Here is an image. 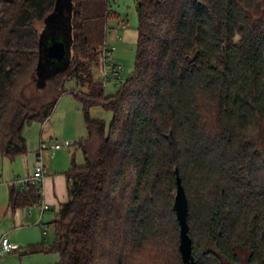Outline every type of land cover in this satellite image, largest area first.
<instances>
[{
  "label": "trees",
  "instance_id": "trees-1",
  "mask_svg": "<svg viewBox=\"0 0 264 264\" xmlns=\"http://www.w3.org/2000/svg\"><path fill=\"white\" fill-rule=\"evenodd\" d=\"M1 3L0 156L25 153L24 127L45 121L67 91L87 129L75 142L84 162L67 170L68 198L47 222L52 242L29 252L135 264L153 244L169 264H264V0H137L135 68L109 95L80 59L84 0H73L71 61L49 75L39 72L40 35L57 0ZM70 78L86 89L68 90ZM96 105L113 113L109 124L91 115ZM178 175L190 263L179 249ZM41 196L35 183L11 186L9 205Z\"/></svg>",
  "mask_w": 264,
  "mask_h": 264
},
{
  "label": "rangeland",
  "instance_id": "rangeland-1",
  "mask_svg": "<svg viewBox=\"0 0 264 264\" xmlns=\"http://www.w3.org/2000/svg\"><path fill=\"white\" fill-rule=\"evenodd\" d=\"M136 1L137 0H84L82 15L84 17V32L88 37L89 50L88 54L85 53L81 55L80 59L89 64L94 79L103 83L106 95L116 92L120 87V84H116L111 73H109V80L105 81L101 59V51L104 45L113 48L116 61L120 62L123 66L120 78L122 82L126 81L131 76L135 68L138 25ZM73 4V0H57V6L55 9L61 20L59 39L67 42L72 41V36L70 34L72 30L71 16ZM50 33L51 30L48 34ZM48 34L45 32L42 34L43 37L40 38V62L43 54L41 52V46L45 42L50 43V40L46 39ZM70 61L71 56L68 53L62 60L50 59L45 64H39V72L43 75L53 74L68 66ZM65 86L68 90L86 89V86L80 84L74 78L68 79ZM70 100L75 101L80 107L82 106L79 101L74 99L73 93L67 91L60 97L55 109L45 121H33L32 123L27 124L24 127L23 132L26 136L27 145L29 147L33 141L34 146L38 144L40 137L49 140L50 136H58L59 141L70 140L72 143L63 146V149H65L66 153L71 157V160L75 161L77 164H82L84 162L83 154L77 147H75L74 141L76 142L78 140L76 138H81L86 133L84 112H82L83 110H81V113L70 111V113L64 114L65 110H67L65 106L67 103L69 104ZM69 110L75 109L69 108ZM90 113L94 117L105 119L107 124L110 123L113 116V113L110 110L105 109L101 105L93 106ZM65 115L66 119L63 117ZM2 159H5L7 163L9 162L6 157L1 155L0 167L2 165ZM10 170L11 162L7 164V169L5 171ZM8 173L9 172H7V174ZM4 178V181H1L0 183H7V176L5 175ZM51 213L55 214L54 211ZM53 219L54 217L50 219L48 215L45 217L46 222H50ZM3 230H5V227ZM42 233L43 232L41 231V235ZM15 234L18 235L19 231L15 232ZM43 237L44 236H42V239L40 240H43ZM53 237V225L49 224V231L46 237L48 239L45 241V245H49L52 242ZM15 243L20 246L18 250L1 255L0 264H58L60 260V254L56 251L29 252V245L25 244V242L16 241ZM242 252H244L242 256L245 261L246 251ZM106 259L107 260L103 261V264H107V261L110 260L109 257ZM134 262L135 264H169L164 253H160L158 248L153 244L147 245L142 253L136 255Z\"/></svg>",
  "mask_w": 264,
  "mask_h": 264
},
{
  "label": "crops",
  "instance_id": "crops-1",
  "mask_svg": "<svg viewBox=\"0 0 264 264\" xmlns=\"http://www.w3.org/2000/svg\"><path fill=\"white\" fill-rule=\"evenodd\" d=\"M73 97L78 101L74 95ZM65 108L67 110H65L64 114H68L70 111L81 113L82 110V106L80 107V105H77L75 101L71 100L69 101V104L67 103ZM69 108H74L75 110H69ZM63 117L66 119V115ZM86 134L87 129L84 136ZM58 139V136H50L49 140L40 137L38 144L35 146L34 141L30 147L27 145L28 149L25 153L18 154L13 159L8 156H4L7 160H9V162H11L10 171H5L9 162L7 163L5 159H2V165L0 167V179L1 181H4V177L6 175L7 183H0V227L3 225L0 228V240L2 236H8L15 242L23 241L27 245L46 243L45 241L48 239L46 238L48 233H42L41 235L42 222L47 223L45 221V217L47 215L50 219L53 217L56 218L61 204L68 198L66 173L73 163L71 157L68 155V153H66L65 149H63V146L65 145L59 148H54L51 146L54 141H59ZM43 142L47 145V147H45L42 151V158L46 166V179L42 188L41 200L36 204L21 206L13 209L9 205L10 188L11 186H15L18 189L27 187L23 186L20 182H15V178L32 173L34 165L37 161V151L40 149L41 143ZM7 172L9 173L7 174ZM43 202L49 204L48 209L42 210L41 205ZM52 211H54L55 214L51 213ZM4 227L5 230H3ZM17 231H19L18 235L15 234ZM42 236H44L43 240H40L42 239ZM17 250L18 249L12 251Z\"/></svg>",
  "mask_w": 264,
  "mask_h": 264
},
{
  "label": "water",
  "instance_id": "water-1",
  "mask_svg": "<svg viewBox=\"0 0 264 264\" xmlns=\"http://www.w3.org/2000/svg\"><path fill=\"white\" fill-rule=\"evenodd\" d=\"M55 9L45 19L43 28L41 30L40 38L43 37L42 34L45 32L48 34L51 30V33L46 36V39L50 40V43L45 42L41 46V52L43 54L40 64H45L50 59L62 60L66 57L67 53L71 56L72 41L67 42L65 40L59 39L61 20L59 19ZM70 35L72 36V30ZM174 208L176 210L177 218L180 224L179 249L183 260L190 263L192 259V239L189 235V225L187 221L188 197L179 175L177 176V189L175 194Z\"/></svg>",
  "mask_w": 264,
  "mask_h": 264
},
{
  "label": "built area",
  "instance_id": "built-area-1",
  "mask_svg": "<svg viewBox=\"0 0 264 264\" xmlns=\"http://www.w3.org/2000/svg\"><path fill=\"white\" fill-rule=\"evenodd\" d=\"M2 8V3L0 0V11ZM102 64H103V72L105 81L109 80V73L112 74L116 84L122 85L124 82L120 80L122 75L123 66L120 62L116 61L114 57V51L112 47H109L107 45H104L102 49ZM72 142L70 140L65 141H54L51 146L54 148H59L63 145H69ZM47 147V145L43 142L41 143L40 149L37 151V161L34 165L33 171L31 174L22 176V177H16L15 182H20L23 186H28L31 183H35L38 187L41 189L45 183L46 179V166L44 164L43 158H42V151L43 149ZM1 181V179H0ZM42 210H46L49 208V204L46 202H43L41 205ZM49 231V224L42 222V232L44 234H47ZM20 246L12 241L8 236H2L0 240V256L10 252L12 250L18 249Z\"/></svg>",
  "mask_w": 264,
  "mask_h": 264
}]
</instances>
